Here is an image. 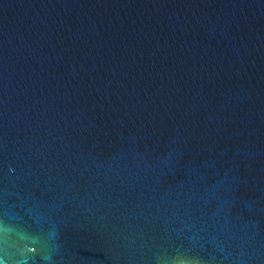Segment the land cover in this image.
Returning <instances> with one entry per match:
<instances>
[{
	"label": "water",
	"instance_id": "obj_1",
	"mask_svg": "<svg viewBox=\"0 0 264 264\" xmlns=\"http://www.w3.org/2000/svg\"><path fill=\"white\" fill-rule=\"evenodd\" d=\"M0 264H264V0H0Z\"/></svg>",
	"mask_w": 264,
	"mask_h": 264
}]
</instances>
